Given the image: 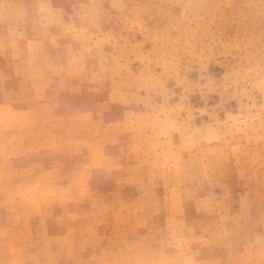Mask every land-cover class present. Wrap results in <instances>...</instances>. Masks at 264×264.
Returning a JSON list of instances; mask_svg holds the SVG:
<instances>
[{
    "label": "rangeland",
    "instance_id": "374dc122",
    "mask_svg": "<svg viewBox=\"0 0 264 264\" xmlns=\"http://www.w3.org/2000/svg\"><path fill=\"white\" fill-rule=\"evenodd\" d=\"M0 264H264V0H0Z\"/></svg>",
    "mask_w": 264,
    "mask_h": 264
}]
</instances>
